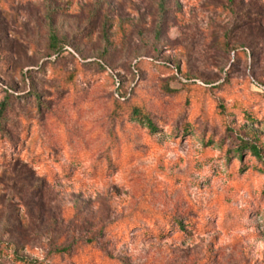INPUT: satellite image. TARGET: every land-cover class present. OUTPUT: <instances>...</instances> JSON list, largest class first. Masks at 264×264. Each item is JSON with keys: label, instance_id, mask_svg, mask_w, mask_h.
<instances>
[{"label": "rangeland", "instance_id": "374dc122", "mask_svg": "<svg viewBox=\"0 0 264 264\" xmlns=\"http://www.w3.org/2000/svg\"><path fill=\"white\" fill-rule=\"evenodd\" d=\"M159 2L0 0V264H264V0Z\"/></svg>", "mask_w": 264, "mask_h": 264}, {"label": "trees", "instance_id": "16d2710c", "mask_svg": "<svg viewBox=\"0 0 264 264\" xmlns=\"http://www.w3.org/2000/svg\"><path fill=\"white\" fill-rule=\"evenodd\" d=\"M159 11L161 14V20L163 21L164 15L168 10L167 0H160L159 2ZM48 21H49V41L47 44L48 55L60 57L66 51V43L63 41L55 27L53 26V14L56 12V9L48 3ZM69 80L74 79V73L68 76ZM190 79V78H188ZM37 99L39 100V95L36 94ZM127 92L122 91L121 88H118V93L116 95V102L120 108H125L128 110V117L130 121L139 123L146 126L150 132L156 133L159 131L156 122L153 120L151 114L148 112L145 105L135 99L134 101ZM9 96L7 95L4 98V101L0 103V129L3 131L5 129V124L7 123V110L9 108ZM243 117L248 123H255L256 117L253 112L249 109L243 108ZM229 129V128H228ZM239 142L235 144V148L229 151H232L236 157L242 159L243 155L248 152L251 156L255 157L258 160H263L264 157V142L260 139L243 137L239 136ZM23 261H28L27 258L21 257Z\"/></svg>", "mask_w": 264, "mask_h": 264}]
</instances>
